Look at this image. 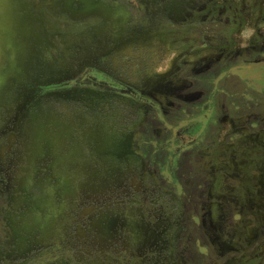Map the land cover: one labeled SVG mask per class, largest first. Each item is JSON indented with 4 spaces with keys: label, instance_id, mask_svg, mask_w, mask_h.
Segmentation results:
<instances>
[{
    "label": "rangeland",
    "instance_id": "1",
    "mask_svg": "<svg viewBox=\"0 0 264 264\" xmlns=\"http://www.w3.org/2000/svg\"><path fill=\"white\" fill-rule=\"evenodd\" d=\"M144 2L140 21L158 15L167 19L170 14L183 18L202 4V0ZM134 10L127 0H0V167L16 190L13 207L31 199L30 207L8 215L17 233L32 245L26 260L19 253L24 243L18 245L14 264H221L219 254L226 253L221 249L226 246L238 251L225 264H264V232L259 236L258 230L264 225V195L248 196L238 211L233 202L238 200L234 196H239V183L255 184L262 192L264 149L257 148L252 155L259 169L249 172L253 177L248 183L237 181L238 168L232 166V154L239 153L247 139L242 138L236 150L230 139L220 146L224 132L234 125L231 121H223L226 130L216 139L217 149L225 152L214 154L211 143L223 124L215 108L207 125L204 118V132L184 138V144L176 134L178 128L194 131L203 121L204 92L209 93L213 84L204 89L201 70L207 62L201 56L217 51L183 56L170 47L167 30H150L140 37L144 41L115 44L116 51L105 57L103 67L133 85L146 78L154 81L156 75L188 62L185 73L168 82L178 91L189 86L190 93L199 90L201 98L188 104L174 101L182 102L179 107L164 104L169 112L165 124L156 117L147 120L148 109L132 103L126 110L112 101L96 111L85 97L60 95L27 102L22 96L29 83L42 86L67 73L76 76L98 56L99 51H93L102 37L114 41L126 34ZM255 32L254 26H246L237 48ZM250 68L257 80L248 77L246 85L261 97L264 65ZM209 70L207 81L217 77L214 69ZM245 70L238 71L241 78L248 76ZM191 96L197 94L187 97ZM157 99L169 102L163 93ZM257 109L264 116V105ZM250 112L244 109L243 115ZM176 139L184 146L182 151H174ZM43 162L47 174L41 171ZM225 164H231L222 171L227 182L220 179ZM37 173L47 186L40 189L43 182L35 179L33 192L27 191L24 180ZM208 235L215 244L206 243ZM254 236L260 242L252 250Z\"/></svg>",
    "mask_w": 264,
    "mask_h": 264
},
{
    "label": "flooded vegetation",
    "instance_id": "2",
    "mask_svg": "<svg viewBox=\"0 0 264 264\" xmlns=\"http://www.w3.org/2000/svg\"><path fill=\"white\" fill-rule=\"evenodd\" d=\"M133 1L136 2L134 3ZM144 1L145 0H127V4L136 10H134L135 17H132V20L127 22L128 29H125L127 30L126 34L120 39H114V41L102 37L100 47L97 46L93 51L94 54L96 51H99L98 56L92 57V62L90 61V63L83 66L76 76L73 75L68 77L67 73L57 81L51 84H43L42 86L29 83L22 88V96L27 102L60 95L85 97L92 102L93 108L96 111H100V108H104V103H112V101L122 103L126 110H128V103H132L135 108L140 105L148 109V113L145 115L147 120L151 121L156 117L159 121L161 120V123L165 124L167 123L166 119L168 118L167 115L169 112H166L164 104H167L168 108L179 107L182 102L176 105L177 103L174 101L182 99L188 104L200 100L201 98L199 90L190 93L189 86V88L178 91L169 83L170 81L171 83L175 82V80H177L176 76L180 77L185 73L189 65L188 62L185 65L182 63L175 65V69L171 72H167L165 75H156L154 81L146 78L141 85H133L125 82L123 79L107 70V68L103 67V65L105 64V57H108L110 53L116 51L113 47L115 44L120 43L124 45L131 41H144L140 37H144V34H148L150 30H167L170 34L168 41L170 47L172 50L182 51L183 56L188 52L189 55L199 53L203 55L208 51H217V55L207 58L201 56L202 62H207V64L202 65L203 69L201 70L204 73V89L209 90L211 87L210 84H213V88H211L209 93L208 91L204 92L203 106H205L206 109L202 116L203 121L197 122L199 125L194 131L190 130L188 127L184 129L178 128L176 131L178 139L180 138V141L184 144V138L196 134L199 131L204 132V118L206 117L205 123L207 125L208 122L211 121L212 114H215L213 112L215 108L216 114L220 115L217 119H221L223 124L220 126L219 132L214 135V139L211 143H215L216 151L214 154L225 152V149L220 151V147L217 149L219 142H216V139L221 132L226 130L224 122L231 121L234 125L230 127V132H224L225 134L222 136L223 140L220 141V146L230 139L233 143L232 149L236 150L240 141L243 140L242 138L247 139V144L239 150L240 152L232 154L234 159L232 162L234 164H232V166L237 165V181L243 180L252 183L251 177L253 176L249 175V172L259 169L258 162L252 155L256 152L255 149H264V116L261 114L262 111L257 109L264 105V84L259 83L260 86H262V90L260 89L258 91L262 93L258 92L261 95V97H258L256 95L257 92H255L256 89H254L255 91L253 93L252 90H250L252 87H247L245 81H250L251 78L248 77L256 79L254 76L256 73L252 71L254 68L250 67L264 65V34L261 32V30L264 29V0H202V4L198 8H195L194 11L189 14L186 13L183 18L179 17L181 14H174L173 16L170 14L167 19L161 18L158 15L157 18H153L150 21H140L139 17H141V7H144ZM135 4L137 5L134 6ZM161 14L164 16L166 13ZM246 26H254L256 32L253 35L250 34L247 36L248 38L245 40L247 44L245 46L237 48L236 43H238L237 41H239L241 38L240 36L244 33ZM97 42L98 40H95L94 44H97ZM72 58L73 57H71V59ZM209 69H214L213 72L214 74L217 73V77L214 80L211 78V80L207 81L205 76L209 73ZM233 69L237 70L235 76H233L234 73L232 74ZM240 69H246L245 71L248 73V76L241 78L238 73ZM190 82L192 86L196 85L194 82ZM31 89L33 90L31 91ZM162 93L168 97V103L161 102L157 99V95ZM189 94H197V96H191V98H189L190 96L187 97ZM29 105L30 103H28L25 108ZM244 109H246V113L251 111V114L248 115L245 113V115H243ZM127 117V120L135 119L130 116ZM136 117L139 118L143 116L137 115ZM142 121L144 120L142 119ZM182 132H184V137L182 136ZM244 132L246 134H244ZM128 140L130 141L131 138L128 137ZM174 145H176V142ZM178 145L179 141L177 146L173 148L174 151L175 149L178 150L184 147ZM179 151L182 150L179 149ZM240 157L242 161H239L238 158ZM215 159L217 160L216 157ZM43 163L40 165V167L43 168L41 171L47 174V164L45 162ZM225 165L227 167L221 169L220 179L227 182L223 174L224 172L222 171L230 168L231 164ZM1 169L0 167V264H14L12 255L16 250H20L18 245L23 243L25 245L24 250L21 249L19 252L25 256V260L27 259L26 257L32 245L25 235L19 232L17 233L8 215L11 212L18 213L24 207H30L29 203L31 199H26L22 205L14 208L12 203L14 201L13 198H16V190L8 184ZM207 169L211 176V170L209 168ZM211 169L213 170V167ZM206 177H208V175ZM230 177L232 176L230 175ZM259 178V187H262V192L260 191L261 189L258 190L256 188L255 184H246L243 186L239 183V186L236 187V192H238V197H240V199L232 194V196L238 199L233 200L236 204L234 205V210L238 211L240 201H242V204L243 200L246 201L248 199V196H256L258 193L264 195V176H260ZM35 179L43 182L39 184V187L40 189H45L47 181L42 179L39 173H37L35 177H33V175L27 176V179L23 182V188L26 187L27 191L33 192L32 184ZM209 182L212 183V180ZM233 191L235 192V188ZM43 198L42 195V201ZM38 200L41 202L39 198ZM210 214L211 212L208 210L207 219L210 217ZM258 230L259 233L261 232L263 234L264 225L260 226ZM206 239L208 245L209 242L215 244L214 240H212L209 235ZM256 240L257 238L255 236L251 239V241H254V244L251 243V246H253L252 250H254V246L259 245L260 241L257 242ZM262 242H264V240ZM206 243L205 245L207 246ZM221 249L226 250V253L223 252L219 254L221 256L219 259L222 262H220L221 264H225L228 258H230V260L235 259L232 255L238 251L237 248L226 246V248ZM206 251V248H204V254H206ZM216 261H218L217 257ZM200 264H205V262L203 261Z\"/></svg>",
    "mask_w": 264,
    "mask_h": 264
}]
</instances>
